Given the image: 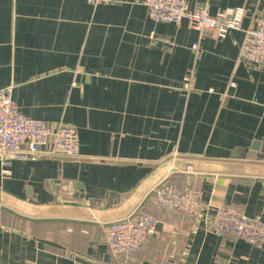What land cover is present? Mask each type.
Returning <instances> with one entry per match:
<instances>
[{"label":"crops","instance_id":"crops-1","mask_svg":"<svg viewBox=\"0 0 264 264\" xmlns=\"http://www.w3.org/2000/svg\"><path fill=\"white\" fill-rule=\"evenodd\" d=\"M189 3L243 8L241 29L156 22L143 0H0V89L25 115L76 127L81 147L0 163V264H121L105 226L139 210L160 222L126 264H264V244L193 234L191 217L152 202L164 180L191 181L213 208L264 222V66L239 59L264 0Z\"/></svg>","mask_w":264,"mask_h":264},{"label":"built area","instance_id":"built-area-1","mask_svg":"<svg viewBox=\"0 0 264 264\" xmlns=\"http://www.w3.org/2000/svg\"><path fill=\"white\" fill-rule=\"evenodd\" d=\"M93 6L112 0H86ZM149 17L156 22L180 24L183 20L199 31L225 39L232 31L240 30L245 10L227 8L212 14L209 6L193 8L189 0H143ZM245 36L239 59L251 67L264 66V9L258 14L252 28ZM187 87L188 84H187ZM49 147V149H46ZM80 135L76 127L67 123L52 126L46 120L25 115L14 99L11 87L0 89V163L3 167L13 160L37 161L51 155L76 158L80 155ZM185 172L194 173L192 165ZM152 202L162 213H177L191 217L195 225L192 233L199 231V224L221 237L233 236L253 245L264 244V222L248 216L234 205L213 208L203 201V193L192 186L164 180L153 190ZM160 218L157 214L139 210L128 217L106 224L104 241L112 254L126 264L144 252L157 233ZM2 216L0 207V228Z\"/></svg>","mask_w":264,"mask_h":264}]
</instances>
